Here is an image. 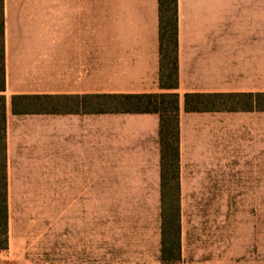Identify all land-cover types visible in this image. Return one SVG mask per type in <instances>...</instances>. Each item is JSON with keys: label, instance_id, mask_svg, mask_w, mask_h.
<instances>
[{"label": "crops", "instance_id": "crops-1", "mask_svg": "<svg viewBox=\"0 0 264 264\" xmlns=\"http://www.w3.org/2000/svg\"><path fill=\"white\" fill-rule=\"evenodd\" d=\"M177 8L180 263L264 264V108L244 97L236 107L188 110L184 99L264 93V0H177ZM3 16L0 264L4 253L31 264L34 231L52 225L57 264H82L80 247L87 264H99L102 200L157 201L132 211V222L154 232L129 231L126 264H162L159 114L98 112L96 97L172 91L160 85L158 0H3ZM13 95H58L61 111L16 113Z\"/></svg>", "mask_w": 264, "mask_h": 264}, {"label": "trees", "instance_id": "trees-1", "mask_svg": "<svg viewBox=\"0 0 264 264\" xmlns=\"http://www.w3.org/2000/svg\"><path fill=\"white\" fill-rule=\"evenodd\" d=\"M160 85L171 92L98 95V112H156L159 114L160 174L162 179V264H181L180 199H179V132H178V15L177 0H158ZM3 0H0V250L8 246V204L6 193L5 146V48ZM255 97L264 108V93H191L185 94L188 110L236 107L241 98ZM58 95H13L12 110L16 113H59ZM78 96L72 102L79 101ZM171 194H168L170 193Z\"/></svg>", "mask_w": 264, "mask_h": 264}, {"label": "rangeland", "instance_id": "rangeland-1", "mask_svg": "<svg viewBox=\"0 0 264 264\" xmlns=\"http://www.w3.org/2000/svg\"><path fill=\"white\" fill-rule=\"evenodd\" d=\"M168 194H171L168 193ZM58 201H52V203ZM157 201H130V200H110L98 201L99 214V264H126V243L129 238H132L129 231H148L153 234L152 225H139L132 221L137 219L136 213L132 212L135 209H150L157 208ZM260 206H264V202H260ZM143 218V217H140ZM85 226L79 230L77 236L80 238V244H83L86 232ZM32 233H30V236ZM137 238V236H136ZM35 244L37 248L29 252L31 255L26 256V260L31 264H57L61 261L59 256V228L58 225H52L49 229H37L34 231ZM49 243L50 248L45 247ZM48 245V244H47ZM48 250H45V249ZM8 253L3 254L4 264H11V256L7 258ZM78 260L82 264L90 262V255L86 253L84 247H80ZM86 258H88L86 260ZM22 260V257L19 258ZM16 260L18 258L16 257ZM94 262V257H93ZM77 261V259H76ZM78 262V261H77ZM90 264V263H89Z\"/></svg>", "mask_w": 264, "mask_h": 264}]
</instances>
